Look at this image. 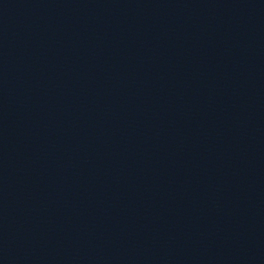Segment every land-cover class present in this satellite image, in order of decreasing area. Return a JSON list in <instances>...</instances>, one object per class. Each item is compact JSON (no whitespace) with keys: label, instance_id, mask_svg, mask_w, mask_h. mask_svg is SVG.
<instances>
[{"label":"water","instance_id":"1","mask_svg":"<svg viewBox=\"0 0 264 264\" xmlns=\"http://www.w3.org/2000/svg\"><path fill=\"white\" fill-rule=\"evenodd\" d=\"M0 264H264V0H0Z\"/></svg>","mask_w":264,"mask_h":264}]
</instances>
